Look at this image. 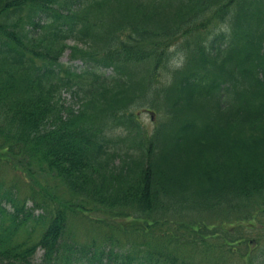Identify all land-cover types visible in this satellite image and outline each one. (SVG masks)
<instances>
[{"label":"trees","instance_id":"trees-1","mask_svg":"<svg viewBox=\"0 0 264 264\" xmlns=\"http://www.w3.org/2000/svg\"><path fill=\"white\" fill-rule=\"evenodd\" d=\"M176 42L182 55L158 88ZM67 47L80 70L59 60ZM152 94L163 120L120 154L111 119L124 124L122 109ZM0 159L58 183L33 176L31 206L0 185V264H36L37 250L38 264H191L169 248L120 251L114 235L69 240L71 213L103 208L137 231L191 215L204 241L218 233L215 247L247 255L244 230L264 211V0H0Z\"/></svg>","mask_w":264,"mask_h":264},{"label":"rangeland","instance_id":"rangeland-1","mask_svg":"<svg viewBox=\"0 0 264 264\" xmlns=\"http://www.w3.org/2000/svg\"><path fill=\"white\" fill-rule=\"evenodd\" d=\"M221 26L224 27V25ZM213 27V29H217L214 24ZM177 42L172 44L168 49L172 57L169 56V59L171 58L170 61H167L166 67L164 66L160 69V77L156 78L154 86L156 85L158 88L168 83L170 71L173 64H175L171 61L182 55L183 44L177 46L179 43ZM66 43L69 45L73 44L71 39H66ZM69 53L70 49L68 47L65 48L59 60L68 62L77 71L80 70L83 67L82 61L80 59H71ZM106 71L107 74L110 69ZM148 98V102L146 100L143 105H131L126 109H122L123 112L121 113H124V117L128 118L126 122L124 121V124L122 123L124 118L122 121L118 116H113V119H111L112 124L113 122L117 123L107 135L112 138V146L120 154L131 152L132 150L135 151L137 147H144L147 141H150L149 138L153 130L163 120L161 105L158 102L154 103L152 101L155 100L154 94ZM62 99L66 105H72L74 109H77L81 103V100L73 96L68 90L62 91ZM129 114L131 115L128 116ZM120 122L121 124H119ZM24 168L22 163L15 159H0V185L2 189L14 187L17 197L21 201L25 200L26 206H31L30 191L39 188L34 182L33 176H38L36 178L39 183L49 186L47 189L58 183L55 180L45 179L35 173L32 176L26 175ZM38 193L35 195V198L37 201H40L42 195ZM51 193L60 199L66 196L61 190L55 188H51ZM71 200L74 203L79 202L78 200L76 201V198ZM88 212H83L85 216L79 212L71 213L73 217L71 218V224L69 223L70 233L68 234V238L75 241L76 244L90 243L92 239L104 241L107 236L114 235L113 239L118 244L116 247L120 251H126L127 248L137 252H141L147 249V247H151V250H153V247L161 248V250L169 248L177 261L184 262L185 260L191 264H264V211L260 213L258 220L252 227L244 230L243 236L247 238L250 245L249 253L244 256L241 255V251L231 252L228 246L226 248L215 247V245H219L221 240H223L218 233L209 234L208 239L204 241L203 236L198 231L195 232L191 229L189 223L191 215L186 219H181L183 223L180 226L167 221L160 226L148 228L144 231H137V227L134 226L135 223L138 225L137 221L134 222V220L126 219L124 216H117L116 213L108 209L103 208ZM88 214L104 220L97 222L91 216L86 217ZM193 218L199 223H214L218 226L222 225L228 230L231 229L229 221L223 215L209 216L208 214H202L194 215ZM167 231L174 235L172 240H170V236L166 235ZM224 238H227L225 234ZM194 239L196 241L193 243L192 240L194 241ZM228 240H226L227 243L229 242ZM230 244L232 245L233 242H230ZM41 255V250H37L34 254L33 261L36 264L40 262ZM207 260L208 262H206Z\"/></svg>","mask_w":264,"mask_h":264}]
</instances>
